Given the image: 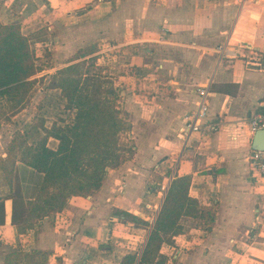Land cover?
<instances>
[{"label":"crops","instance_id":"1","mask_svg":"<svg viewBox=\"0 0 264 264\" xmlns=\"http://www.w3.org/2000/svg\"><path fill=\"white\" fill-rule=\"evenodd\" d=\"M0 22L19 23L23 34L47 32L32 40L56 49V62L89 44L101 53L115 43L150 46L134 54L128 81L115 78L135 140L132 158L109 169L94 194L71 196L61 211L21 234L12 223L5 182L0 264L21 246L52 250L61 264H110L114 230L127 225L116 210L141 216L163 201L157 180L173 152L170 143L182 144L183 156L190 151L187 160L174 163L171 180L189 175L188 195L212 221L182 225L174 244L161 247L165 264H264V229L255 225L264 214V179L248 164L249 120L264 112V0H0ZM218 45L234 54L221 56ZM203 85L209 86L204 122H216L218 129L179 142L172 136L197 106L196 88ZM16 167L23 198L32 199L42 175L19 161ZM21 173L30 181L23 182ZM17 241L24 243L12 247ZM106 244L110 253L99 248Z\"/></svg>","mask_w":264,"mask_h":264},{"label":"trees","instance_id":"2","mask_svg":"<svg viewBox=\"0 0 264 264\" xmlns=\"http://www.w3.org/2000/svg\"><path fill=\"white\" fill-rule=\"evenodd\" d=\"M31 39L30 34L22 33L19 23L0 22V122L27 104L36 82L32 78L36 57ZM98 50L96 44L79 48L53 71L47 85L60 91L64 109L73 115L70 121L60 119L63 123L53 122L46 127L41 119L37 124L41 131L38 140L28 143L23 136L13 139L8 147L10 165L6 159L0 165L13 200L12 223L20 234L37 220L61 211L71 196L94 194L108 170L134 154V145H127L120 138L129 127L127 112L121 106L120 88L110 66L99 63L103 54ZM49 138L57 140L55 148L48 146ZM18 161L42 175L34 197L26 201L17 176L13 182ZM189 183V175H175L151 225L139 215L116 210L123 222L149 231L143 248L122 254L118 264H165L167 256L160 251L161 247L174 244V237L182 233L183 217L201 225L212 221L211 214L203 212L200 201L188 195ZM99 248L107 253L112 251L109 244ZM61 262V256L52 250L27 251L20 247L5 253L3 258V264Z\"/></svg>","mask_w":264,"mask_h":264},{"label":"rangeland","instance_id":"3","mask_svg":"<svg viewBox=\"0 0 264 264\" xmlns=\"http://www.w3.org/2000/svg\"><path fill=\"white\" fill-rule=\"evenodd\" d=\"M35 34H31L32 39L36 37L40 38V35L43 39H45V34L48 35L47 32L42 33V31L38 32V34L36 32ZM32 39L31 47L34 50L36 57L34 61L36 65V72L32 76V78L34 77L36 79V82L34 83L27 104L23 108L18 110L16 113L12 114L8 120L3 119L0 122V165L3 163V159H6L7 163L10 165V159L8 158V147L11 145L13 139H19L20 136H23L28 143H34L38 140L39 136L41 135V131L40 128H38L37 124L41 121V119L44 120V125L46 127H49L52 125L53 122H57V124L63 123V121L60 119H64L68 122L73 116L71 112L64 109V99L60 95V91L58 89L48 88L47 86L53 71L56 68L63 66L69 57L59 61L57 60L56 62L54 52L56 49H53L52 46L48 45L44 46L41 44H35V41H33L34 39ZM148 47L150 46L147 45V42H133L128 45H118L115 43L110 48L104 49L102 53L103 57L100 58L99 63L105 66H110L109 71L112 73V75H114L115 78L119 79V81H122L124 77L125 81H128L129 74L133 76L131 72L134 70V68H132L131 66L129 67V63H131L135 59L134 54H142L141 48L145 50ZM144 57L145 56H143L142 58L143 61ZM128 116L129 115L127 113V119ZM36 132H38L39 134ZM131 133L132 132L130 128L126 131H123L120 135L121 141L127 145H134L135 140L130 138V136L132 135ZM172 138L177 139L179 142H181V139H179L177 135H173ZM47 144L48 146L55 148L57 145V140L54 138H49ZM181 147L182 144H179L177 145V147H174V145H171L170 143L169 151L173 152L170 153L171 157L166 163L167 165H170V163H172V165L166 166L165 163L162 169L163 174L158 175L157 181L159 182V185L157 186V189L161 192L158 197L161 196L162 198V196L165 194V190H167L169 186L168 181L170 182L171 180V173L175 167L174 163H177V160H181L183 157L185 160L188 159L187 154L190 151H187L186 154L183 156V153H181ZM15 171L17 173H14L13 182L16 176L20 181L17 167ZM4 174V171L0 170V194L3 193V195L4 191L1 189H4L6 187L5 182L8 184V181L5 179ZM21 176L23 182L30 181L29 175L21 173ZM3 195L0 196V198H4ZM1 202L2 199L0 200V204ZM156 202L157 199L155 203ZM160 203L159 205H156V207H154L150 213L146 211L145 214H141V216H143L146 220L150 222V225L153 223L156 217V214L159 210V206H161ZM181 222L184 227H187L190 224L195 226L201 225L197 221L184 217L181 219ZM255 225H257L260 229H264V214L261 215V217L258 219V222L257 220H255ZM148 233V229L136 228L129 223L126 226H118L114 230V234L116 235L112 238V241H114V250L113 254L109 256L110 264H117V260H119L121 255L126 253L127 251L137 250L139 249V247L141 248ZM23 243L24 242L17 241L15 243L16 245L12 247H16L18 244L20 245Z\"/></svg>","mask_w":264,"mask_h":264},{"label":"built area","instance_id":"4","mask_svg":"<svg viewBox=\"0 0 264 264\" xmlns=\"http://www.w3.org/2000/svg\"><path fill=\"white\" fill-rule=\"evenodd\" d=\"M216 50L221 56H226L233 52L230 48H227L226 45H218ZM208 89V85L196 88V94L198 96L197 106L186 112L182 117V125L177 132V136L180 139H185L189 134L194 132L209 135L218 129V123L204 122L208 113V104L206 102ZM249 125L252 134L258 129H264V112L254 113L249 120ZM248 160L251 171L264 179V149H252Z\"/></svg>","mask_w":264,"mask_h":264},{"label":"water","instance_id":"5","mask_svg":"<svg viewBox=\"0 0 264 264\" xmlns=\"http://www.w3.org/2000/svg\"><path fill=\"white\" fill-rule=\"evenodd\" d=\"M251 148L257 149V150H263L264 149V129H258L254 132V134L252 136V140H251ZM146 239H147V237H146ZM146 239H145V241H146ZM144 244H145V242H144ZM138 259L139 258H137L136 263H137Z\"/></svg>","mask_w":264,"mask_h":264}]
</instances>
